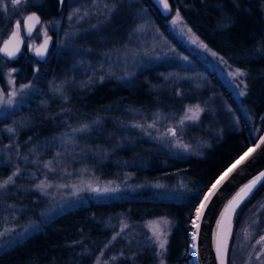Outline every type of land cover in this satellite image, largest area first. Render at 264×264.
I'll return each instance as SVG.
<instances>
[{
  "label": "rangeland",
  "instance_id": "rangeland-1",
  "mask_svg": "<svg viewBox=\"0 0 264 264\" xmlns=\"http://www.w3.org/2000/svg\"><path fill=\"white\" fill-rule=\"evenodd\" d=\"M63 2L67 12L63 18L43 19L35 34L25 38L21 61L33 63L27 81L18 82L20 67L0 54V101L4 102L0 104V184L13 178L0 189V251L69 208L91 199L116 197L131 186L132 174L126 165L112 175L101 174V164L108 159L104 154L107 148H124L129 146L125 142L137 138L149 148L176 155H201L207 138L221 131L227 112H232L211 72L221 78L246 112L244 95L238 93L247 91V70L229 64L200 38L180 11L183 0L173 6L162 24L144 0ZM261 7L264 12L263 1ZM7 11L0 9V45L15 30L16 20L21 21L22 30L25 13L20 11L8 21ZM173 20H177L175 25ZM51 32L55 42L50 57L60 62L57 70L46 71V66L38 68L34 48ZM197 38L199 42L193 43ZM158 64L167 67L165 78L174 98L185 92L191 94L192 100L178 105L173 114L153 105L145 111L123 106L111 113L88 111L81 104L93 86L106 81L128 84L138 71ZM236 69L246 75L233 79ZM9 99L14 101L11 106L6 103ZM210 114L215 126H197ZM186 115L199 118L189 120ZM85 125L87 129L81 131ZM170 130L176 135L172 136ZM41 184L42 188L36 187ZM97 188L116 191H94ZM261 199L260 205H264V196ZM253 205L234 211L228 264H264V244L257 243L264 235V226L259 225V215L253 213L257 207ZM164 220L169 223L164 224ZM172 230L173 220L163 214L137 224L121 221L119 232L101 247L90 264H112L118 256L140 264L137 252L128 249L133 234L140 236L143 245L154 247L157 264H165L163 256ZM117 237L121 238L118 247L110 251ZM163 240L165 249L159 247Z\"/></svg>",
  "mask_w": 264,
  "mask_h": 264
},
{
  "label": "trees",
  "instance_id": "trees-1",
  "mask_svg": "<svg viewBox=\"0 0 264 264\" xmlns=\"http://www.w3.org/2000/svg\"><path fill=\"white\" fill-rule=\"evenodd\" d=\"M144 1L162 24L165 17L150 0ZM178 1L171 0V3L175 6ZM262 1L183 0L184 4L179 6L188 24L209 47L232 66L247 70V91L242 98L246 112L221 78L211 72L214 84L229 100L232 112H227L221 131L207 138L201 155H176L149 148L137 138L125 142L129 146L124 148H107L104 154L108 159L101 164L100 169H104L101 174L112 175L126 165L132 174L131 186L116 197L91 199L53 216L24 239L0 251V264H90L101 247L119 232L121 221L137 224L162 214L173 220V230L163 256L165 264H193L190 230L202 196L218 175L257 141L264 129ZM30 10H38L43 19L63 18L67 13L65 2L61 3V0H27L16 8L9 5L8 21L12 15H20V11ZM52 58L49 57L46 63L35 61L39 69L46 66V71L57 70L60 61L54 62ZM21 60L20 55L13 62L20 67L18 82L27 81L33 73L32 61ZM166 70L164 64H158L138 71L128 84L112 81L98 84L85 93L81 104L88 111L111 113L118 112L123 106L145 111L153 105L173 114L178 105L181 107L192 99L186 92L174 98L173 89L165 78ZM212 120V115H207L197 126L205 123L215 126ZM263 196L264 187L258 186L238 208L240 212L254 204L257 208L253 213L259 215L261 227L264 226V205H260ZM135 235L129 238L128 249L137 252V261L157 264L154 247L143 245L140 236ZM117 238L110 251L117 249L121 239ZM112 264L133 263L127 257L118 256Z\"/></svg>",
  "mask_w": 264,
  "mask_h": 264
},
{
  "label": "water",
  "instance_id": "water-1",
  "mask_svg": "<svg viewBox=\"0 0 264 264\" xmlns=\"http://www.w3.org/2000/svg\"><path fill=\"white\" fill-rule=\"evenodd\" d=\"M150 1L157 8L161 16L167 17L172 13L173 5L171 3V0H168L171 11H166L163 8V5L158 2V0ZM33 14L39 17V23H36L35 20H26L28 16ZM42 21L43 17L38 10H30L26 12L23 16L22 30H20L19 36L16 38H12V33L13 31H15L13 30L0 45V49H3L5 47L4 42L11 40V43L8 44L9 50L12 51L17 46H19V52L16 54L15 58L8 57L2 51H0V54L6 59L12 61L17 60L21 55V51L25 43V38L32 37ZM25 25H27V27L31 29V35H28V33L25 31ZM45 41H47V50L44 56L41 57L36 55V50H42ZM54 42L55 35L52 32L39 40L34 48L35 55L38 61L45 62L49 59L53 50ZM261 138H264V129L259 135L257 141L254 144L250 145L241 155H239L233 162H231L218 175V177L213 181V183L202 196L199 202L198 209L201 208L202 204H207V207L202 209L201 214L198 215L197 213L195 218L193 219V232L191 240L193 264H220V255L224 256L225 262L226 264H228V244L224 254L220 247L221 228L228 213L232 210L234 214L235 210L233 209L238 208L235 205H232L230 207V204L233 201L234 197H236V194L240 191L241 188L247 185L261 172H264V144H260ZM257 144H260V147L257 148L256 151L253 152L252 155L249 156V158L245 160L243 164H240L239 167L231 173L227 180H225L222 184L219 185L218 188L215 189V195H212L210 199H206V197L209 196V193L213 190V186L217 184V182L224 176V174L228 172L229 169H231L233 165H235L237 161H239L241 157L245 155V153L249 152L250 149L255 148ZM193 244H195V248H193ZM218 248L220 250L219 252L217 250Z\"/></svg>",
  "mask_w": 264,
  "mask_h": 264
},
{
  "label": "snow or ice",
  "instance_id": "snow-or-ice-1",
  "mask_svg": "<svg viewBox=\"0 0 264 264\" xmlns=\"http://www.w3.org/2000/svg\"><path fill=\"white\" fill-rule=\"evenodd\" d=\"M22 2H27V0H10V3L11 5L15 8L16 6H19ZM63 2V0H61V3ZM158 2L160 4L163 5V8L166 10V11H171V7L168 3V0H158ZM8 6H9V0H0V9H3L4 11H7L8 9ZM79 11V10H77ZM176 17L177 19L180 18V13L179 11L177 10L176 11ZM27 21H33L35 20L36 23H39L40 22V19L38 16H36L35 14L33 15H30L26 18ZM172 23L175 25L177 23V20H173ZM14 27H15V31H13L12 33V38H16L19 36L20 34V29H21V21L19 20H16L14 22ZM25 31L28 33V35H31V29L27 27V25H25ZM189 32H191V29H188ZM198 38L193 40V43H198ZM11 43V40L9 41H5L4 44H5V47L3 49H0V51H2L5 55H7L8 57L10 58H15L16 54L19 52V46H17L14 50L10 51L9 48H8V44ZM200 46L207 49V45H204L202 43H200ZM47 50V41H45V44L43 45V48L42 50H36V55L38 56H44L45 52ZM213 55H217L216 53H213ZM12 71H15V69H13ZM38 71V69H37ZM233 75V79H237V78H240V77H243L246 75L245 72H243L241 69H236L234 71V73L232 74ZM30 87L29 85H24L23 88H28ZM59 91V90H58ZM239 95L243 96V95H246V92H239L238 93ZM4 102L3 101H0V104H3ZM7 105L11 106L14 101L9 99L6 101ZM198 107V106H197ZM192 110L189 109V112H191ZM198 115H192V116H188L186 115L185 116V119H189V120H196L198 119ZM181 124L184 123L183 120L180 121ZM139 127V125H137ZM155 125H151V127H154ZM87 125L84 126V128L81 129V131H84L87 129ZM14 131V129L12 130ZM170 134L172 136H175L176 135V132L175 130H170ZM260 144H264V138H261L260 139ZM260 144H257L255 148H252L249 150V152L245 153V155L243 157H241V159L239 161H237V163L235 165H233V167L231 169H229L228 172H226L224 174V176L217 182L216 185L213 186V190L209 193V196L206 197V199H210L212 195H215V189L219 187L220 184H222L225 180L228 179V177L231 175V173L233 171H235L240 164H243L245 160H247L249 158V156L252 155L253 152L256 151L257 148L260 147ZM183 147H187L186 145L183 146ZM13 175H16V173H14ZM13 182V178L10 176L8 178V180L4 181L3 184H0V189L4 188L5 186H7L9 183H12ZM264 187V172H261L257 177H255L252 181H250L247 185H245L243 188L240 189V191L236 194V197H234L233 201L231 202L230 204V207L232 205H235V206H239L240 203H242L244 200H246L248 197H250L254 191L257 189V187ZM37 188H42L43 185H37L36 186ZM94 191L96 192H109V191H116V189H110V188H104V189H100V188H97V189H94ZM207 207V204H202L201 205V208L197 210V213L198 215L201 214L202 212V209ZM235 210V209H233ZM164 224H168L169 222L167 220H164L163 221ZM119 235V233L117 234ZM113 239H115V237H113ZM258 244H264V235L260 236L259 240L257 241ZM165 245H166V240H163L161 241V243L159 244V247L161 249H165ZM195 244H193V248H195ZM218 252L220 251L219 248L217 249ZM115 259V258H113ZM220 259V264H226L225 262V259H224V256L223 255H220L219 257ZM97 264H100L99 261H97Z\"/></svg>",
  "mask_w": 264,
  "mask_h": 264
},
{
  "label": "bare ground",
  "instance_id": "bare-ground-1",
  "mask_svg": "<svg viewBox=\"0 0 264 264\" xmlns=\"http://www.w3.org/2000/svg\"><path fill=\"white\" fill-rule=\"evenodd\" d=\"M232 210L228 213L225 221L223 222L221 233H220V247L223 251V254L225 253V250L227 248V244L229 242L230 232H231V226H232Z\"/></svg>",
  "mask_w": 264,
  "mask_h": 264
},
{
  "label": "flooded vegetation",
  "instance_id": "flooded-vegetation-1",
  "mask_svg": "<svg viewBox=\"0 0 264 264\" xmlns=\"http://www.w3.org/2000/svg\"><path fill=\"white\" fill-rule=\"evenodd\" d=\"M47 61V60H46ZM46 61H45V63H46ZM11 62H15V61H11Z\"/></svg>",
  "mask_w": 264,
  "mask_h": 264
}]
</instances>
